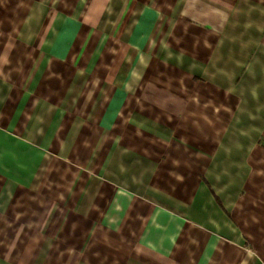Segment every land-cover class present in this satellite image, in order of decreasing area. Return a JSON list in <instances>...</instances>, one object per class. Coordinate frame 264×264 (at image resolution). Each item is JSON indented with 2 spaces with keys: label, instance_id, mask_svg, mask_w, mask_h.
Instances as JSON below:
<instances>
[{
  "label": "crops",
  "instance_id": "1",
  "mask_svg": "<svg viewBox=\"0 0 264 264\" xmlns=\"http://www.w3.org/2000/svg\"><path fill=\"white\" fill-rule=\"evenodd\" d=\"M0 264H264V0H0Z\"/></svg>",
  "mask_w": 264,
  "mask_h": 264
}]
</instances>
